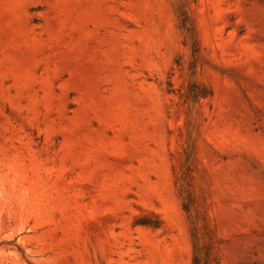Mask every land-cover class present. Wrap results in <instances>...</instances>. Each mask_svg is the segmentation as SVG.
<instances>
[{
	"label": "rangeland",
	"instance_id": "1",
	"mask_svg": "<svg viewBox=\"0 0 264 264\" xmlns=\"http://www.w3.org/2000/svg\"><path fill=\"white\" fill-rule=\"evenodd\" d=\"M264 264V0H0V264Z\"/></svg>",
	"mask_w": 264,
	"mask_h": 264
},
{
	"label": "trees",
	"instance_id": "2",
	"mask_svg": "<svg viewBox=\"0 0 264 264\" xmlns=\"http://www.w3.org/2000/svg\"><path fill=\"white\" fill-rule=\"evenodd\" d=\"M193 264H206V263L202 262L201 259L196 256Z\"/></svg>",
	"mask_w": 264,
	"mask_h": 264
}]
</instances>
